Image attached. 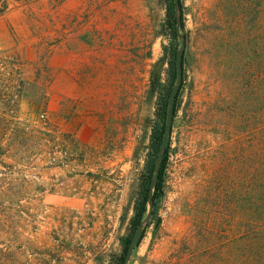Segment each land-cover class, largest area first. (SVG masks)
<instances>
[{
  "label": "rangeland",
  "instance_id": "obj_1",
  "mask_svg": "<svg viewBox=\"0 0 264 264\" xmlns=\"http://www.w3.org/2000/svg\"><path fill=\"white\" fill-rule=\"evenodd\" d=\"M180 1L189 58L164 189L128 264L223 260L257 206L264 0ZM166 13V0H38L0 14V59L17 52L24 79L0 81V117L19 126L0 132V264L122 253L169 74Z\"/></svg>",
  "mask_w": 264,
  "mask_h": 264
},
{
  "label": "trees",
  "instance_id": "obj_2",
  "mask_svg": "<svg viewBox=\"0 0 264 264\" xmlns=\"http://www.w3.org/2000/svg\"><path fill=\"white\" fill-rule=\"evenodd\" d=\"M35 1L38 0H0V14H4L5 12H7L13 3L18 2V3L29 4ZM166 1H167V13H166L165 26L168 31V34H170L172 37V41L169 47L166 48L168 55L167 61L169 63V74L168 77L166 78V81L164 83L159 82L158 85V88L161 89L159 91V99L157 102L156 119L154 121L150 134L149 151L146 158L144 171L142 172V176L140 179L139 191L134 205V214L131 218L130 232L126 239L122 253L116 256L113 259V261H111L110 264H123L128 249V245L130 244L132 236L139 223L147 214L149 189L154 174L156 158L160 149V144L164 132L166 114L168 109V100L172 87L176 82L177 46L175 44V41L177 40V30H176L177 19L175 16L174 0H166ZM181 9H182V14H181L182 26L184 27V10H183L182 1H181ZM12 56L14 57L15 60L9 63H7L8 61L6 62L5 58L0 59V66H1L0 69H2V67L4 69V71L3 70L0 71V81L4 80L7 81L8 83L12 79H15L14 81H17L18 79V85L22 87L24 84V79L21 75L22 62L17 52L13 51ZM16 71L18 77L16 75ZM184 80H185V76L183 73V83L176 97V103L174 108V121L178 113V107L180 104L179 100H180L181 90L184 85ZM251 105L252 102L249 100V97L247 96L245 107L247 109H251ZM259 109L264 110V101H262V106L260 105ZM262 118H263L262 119L263 123L260 126V129L263 132V136L261 138V143L263 145L262 148L263 161L261 164V179L259 180L258 183L259 195L255 203L257 206L252 212L246 213L247 217L245 216V221H244L245 231L240 236L239 243L235 241L233 243H229L225 247L224 254H222L223 260L215 258L211 260L210 264H264V114ZM11 123H12L11 120L5 121L3 117H0V132H3V130L13 131V133L9 132V134H7L9 135L8 139L16 135L17 130L19 129L18 124L15 123V125L12 126ZM6 126H9L10 128L6 129ZM171 137H172V131L167 145V149L165 151V155L163 157L160 166L159 178L155 186V191L153 196L154 198L153 215H155L158 211V204L164 189V176L170 155L169 153H170ZM1 141L2 140L0 139V145L2 144ZM251 189L252 187L249 182L246 190L247 194H245L244 196V200L246 202L245 204L248 205L247 206L248 208H251L253 204L252 196L248 195V191H250ZM144 232L145 231L142 232L140 239H142V237L144 236Z\"/></svg>",
  "mask_w": 264,
  "mask_h": 264
},
{
  "label": "water",
  "instance_id": "obj_3",
  "mask_svg": "<svg viewBox=\"0 0 264 264\" xmlns=\"http://www.w3.org/2000/svg\"><path fill=\"white\" fill-rule=\"evenodd\" d=\"M175 4V16L177 19L176 23V30H177V38L178 41L176 43L177 50H176V82L172 87V90L170 92L169 100H168V109L166 114V122L164 127V132L160 144V149L156 158L155 162V169L154 174L151 180L150 189H149V195H148V206H147V214L142 219V221L137 226L132 239L130 241V244L128 245V249L125 255V260L123 264H128L132 253L141 237L142 232L145 230L147 225L149 224L152 216H153V210H154V191L155 186L159 178V172H160V166L163 160V157L165 155V151L167 149V145L170 139L171 131L173 128L174 123V108L176 103V97L177 93L179 92V89L183 82V62L185 58H189V55L186 51V35L183 32V26H182V9H181V1L180 0H174Z\"/></svg>",
  "mask_w": 264,
  "mask_h": 264
}]
</instances>
